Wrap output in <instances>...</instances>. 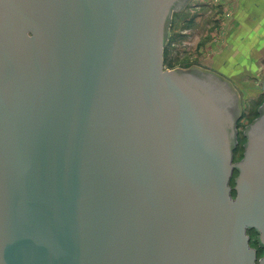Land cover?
<instances>
[{
  "label": "water",
  "instance_id": "1",
  "mask_svg": "<svg viewBox=\"0 0 264 264\" xmlns=\"http://www.w3.org/2000/svg\"><path fill=\"white\" fill-rule=\"evenodd\" d=\"M186 2L9 1L0 264H264V104L234 163L215 80L163 67Z\"/></svg>",
  "mask_w": 264,
  "mask_h": 264
},
{
  "label": "rangeland",
  "instance_id": "2",
  "mask_svg": "<svg viewBox=\"0 0 264 264\" xmlns=\"http://www.w3.org/2000/svg\"><path fill=\"white\" fill-rule=\"evenodd\" d=\"M244 2L246 0H189L185 10L173 14L163 50L164 69L213 73L227 81L237 95L240 116L234 163L244 156L245 128L259 117L258 110L264 104V46L253 44L254 33L248 34L243 28L239 16L244 12ZM242 34H245L244 40H241ZM242 42L249 44L248 49L240 46ZM247 52L246 59H240V55ZM239 61L242 64L238 65ZM238 174L232 175V187ZM254 233L253 230L248 232L250 246L257 250L258 259L264 256V248L257 246Z\"/></svg>",
  "mask_w": 264,
  "mask_h": 264
},
{
  "label": "flooded vegetation",
  "instance_id": "3",
  "mask_svg": "<svg viewBox=\"0 0 264 264\" xmlns=\"http://www.w3.org/2000/svg\"><path fill=\"white\" fill-rule=\"evenodd\" d=\"M9 1L10 0H0V25L6 26V27H8L6 25V24H8V23H6L7 20H9V21L12 20V19H10L11 17H10V4H9ZM179 1H181V0H179ZM186 1L187 2L185 4V7H187V3H188L189 0H186ZM175 3H178V1L175 2ZM182 10H180V11H182ZM180 11H174L172 13V16H173L174 13L180 12ZM2 22H5V23H2ZM190 72L192 74H195V75L196 74H202V76L203 75L212 76L211 80H215V84L214 85H215L216 94L221 96V97H223V98L225 97L226 98V103H227V105L223 103L222 105L217 107L219 112H220V115H216V116L220 117L222 115L221 114L222 113L221 109L223 108L225 110V107H226V110H228V113L230 115H232L233 117H235L236 120H238V118L240 116L239 106H238V97L235 94V92L233 91V89L230 87V84L227 81H225L224 79H222L220 76L215 75L213 73L201 72V71H197V70H194V69H190ZM187 85L192 86L190 81L187 83Z\"/></svg>",
  "mask_w": 264,
  "mask_h": 264
},
{
  "label": "crops",
  "instance_id": "4",
  "mask_svg": "<svg viewBox=\"0 0 264 264\" xmlns=\"http://www.w3.org/2000/svg\"><path fill=\"white\" fill-rule=\"evenodd\" d=\"M244 12L239 16L242 21L243 28L246 29V33H254V42L260 43L264 46V0H246L242 3ZM256 36V38H255ZM245 39V34H242V39ZM252 44V45H253ZM248 43L242 42L241 47H244V50L248 49ZM251 53V52H250ZM247 53H243L240 56V59L243 58V61L246 59L245 56H248ZM242 61H239V64Z\"/></svg>",
  "mask_w": 264,
  "mask_h": 264
},
{
  "label": "trees",
  "instance_id": "5",
  "mask_svg": "<svg viewBox=\"0 0 264 264\" xmlns=\"http://www.w3.org/2000/svg\"><path fill=\"white\" fill-rule=\"evenodd\" d=\"M234 192V191H233ZM235 193V192H234Z\"/></svg>",
  "mask_w": 264,
  "mask_h": 264
}]
</instances>
